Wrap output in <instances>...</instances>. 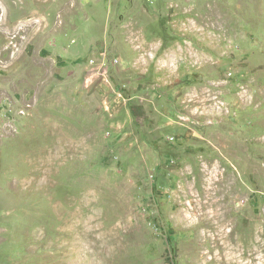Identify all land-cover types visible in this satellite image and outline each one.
Here are the masks:
<instances>
[{
    "label": "rangeland",
    "instance_id": "obj_1",
    "mask_svg": "<svg viewBox=\"0 0 264 264\" xmlns=\"http://www.w3.org/2000/svg\"><path fill=\"white\" fill-rule=\"evenodd\" d=\"M0 264H264V0H0Z\"/></svg>",
    "mask_w": 264,
    "mask_h": 264
}]
</instances>
